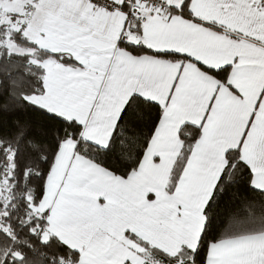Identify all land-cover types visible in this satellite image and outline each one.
<instances>
[{"label":"snow or ice","instance_id":"6c2138e0","mask_svg":"<svg viewBox=\"0 0 264 264\" xmlns=\"http://www.w3.org/2000/svg\"><path fill=\"white\" fill-rule=\"evenodd\" d=\"M0 264H264V0H0Z\"/></svg>","mask_w":264,"mask_h":264}]
</instances>
